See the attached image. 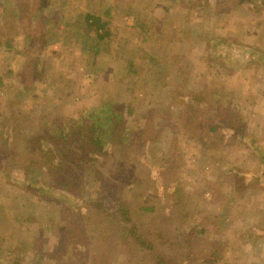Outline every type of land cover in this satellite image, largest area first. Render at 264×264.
<instances>
[{
  "label": "rangeland",
  "instance_id": "1",
  "mask_svg": "<svg viewBox=\"0 0 264 264\" xmlns=\"http://www.w3.org/2000/svg\"><path fill=\"white\" fill-rule=\"evenodd\" d=\"M189 103L224 123L189 139ZM108 104L135 147L125 190L95 185L98 163L78 188L20 160L42 127L109 124ZM0 146V264H129L108 220H88L104 201L169 239L201 222L206 264H264V0H0Z\"/></svg>",
  "mask_w": 264,
  "mask_h": 264
},
{
  "label": "trees",
  "instance_id": "2",
  "mask_svg": "<svg viewBox=\"0 0 264 264\" xmlns=\"http://www.w3.org/2000/svg\"><path fill=\"white\" fill-rule=\"evenodd\" d=\"M106 24L99 25L96 29L97 37L101 40L108 36L107 30H104ZM103 30V31H102ZM99 31L102 33L99 34ZM8 46V42H6ZM199 102V101H198ZM193 103V102H192ZM210 105H216L220 108L222 104L214 102ZM108 104V108H111ZM192 108V104L189 103L186 108V117L189 116L188 109ZM108 118L104 119L109 124H103V120L99 116L95 118H89L85 120L80 126H76L75 120H66L64 126L61 129H52L54 132L45 127H42L41 133L38 136H27L24 138V144L20 151V160H26L27 164L39 165L44 164L47 168L48 184L60 185V186H80V182L92 183L89 177L88 167H93L98 163L99 172L98 179L95 181V185H100L102 189L107 184L112 185V193L120 190H125V184H131L132 181H138V177L132 174L133 170H137V164H133L132 156L135 155V147L126 151L121 149V137L120 131H118V124L112 123V119L117 118V111L115 106L109 110ZM189 121H186L185 136L191 140H200L194 137V134H199L201 127L205 129V133L216 132L219 129L220 124L224 123L223 116L216 114L211 120L193 118L189 116ZM207 126V124H209ZM105 126V127H103ZM61 127V126H60ZM120 129V128H119ZM16 130H13L11 137L15 135ZM15 132V133H14ZM149 129L146 128V132L141 135L145 140L149 139ZM204 134V133H203ZM205 136V135H204ZM15 138V137H14ZM148 138V139H146ZM37 143H43V149L37 150L35 146ZM1 147V146H0ZM2 148V147H1ZM17 155V154H16ZM134 157V156H133ZM26 167V166H25ZM165 169V167H164ZM93 186V185H92ZM113 186L116 188L114 189ZM96 187V186H95ZM129 190V189H128ZM109 192V190H107ZM112 200V199H111ZM104 207L103 216L99 218H89L92 221V226L103 224L104 220H108L111 226L118 231L120 240L124 242L125 252L129 258V264H206V253H199L197 245V237H201L205 233V227L203 224H188L184 226V222H181L180 227L182 229V237L179 240L169 239L171 233H163L157 226L151 223L146 226L141 220H136L133 212L126 206L117 204L112 206L108 204V201L102 203ZM101 205H95L94 216L99 217ZM155 206L143 205L135 208L137 216L144 218L147 213L151 214ZM154 219V218H153ZM98 221V222H96ZM101 221V222H99ZM204 224L207 222L204 220ZM168 245V246H166ZM168 248H172L176 254H169ZM204 261V262H203ZM209 262V260H208Z\"/></svg>",
  "mask_w": 264,
  "mask_h": 264
}]
</instances>
